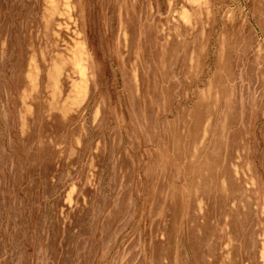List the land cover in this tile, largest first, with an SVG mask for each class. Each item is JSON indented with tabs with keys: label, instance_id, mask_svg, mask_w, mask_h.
<instances>
[{
	"label": "rangeland",
	"instance_id": "obj_1",
	"mask_svg": "<svg viewBox=\"0 0 264 264\" xmlns=\"http://www.w3.org/2000/svg\"><path fill=\"white\" fill-rule=\"evenodd\" d=\"M0 264H264V0H0Z\"/></svg>",
	"mask_w": 264,
	"mask_h": 264
}]
</instances>
